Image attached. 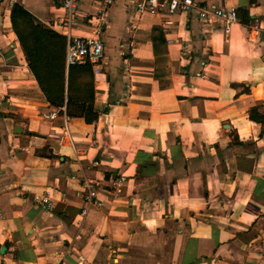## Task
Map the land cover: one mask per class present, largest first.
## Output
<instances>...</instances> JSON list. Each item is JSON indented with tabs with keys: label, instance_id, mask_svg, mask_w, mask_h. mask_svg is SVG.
I'll list each match as a JSON object with an SVG mask.
<instances>
[{
	"label": "crops",
	"instance_id": "0c3cea01",
	"mask_svg": "<svg viewBox=\"0 0 264 264\" xmlns=\"http://www.w3.org/2000/svg\"><path fill=\"white\" fill-rule=\"evenodd\" d=\"M22 4L48 26L60 0H0V252L15 264H264V0L224 30L195 9L136 14L116 0L94 71L98 118L44 119L12 30ZM98 0H80L76 35ZM165 44L153 51L151 29ZM58 32V31H57ZM60 33V32H59ZM165 48L164 51H162ZM64 110V108H63ZM123 175L118 188L111 183ZM98 203L83 213V183ZM48 193L53 207L38 197Z\"/></svg>",
	"mask_w": 264,
	"mask_h": 264
},
{
	"label": "trees",
	"instance_id": "16d2710c",
	"mask_svg": "<svg viewBox=\"0 0 264 264\" xmlns=\"http://www.w3.org/2000/svg\"><path fill=\"white\" fill-rule=\"evenodd\" d=\"M239 22L248 26L253 18L244 8L236 9ZM10 22L27 66L49 104L59 108L68 117H82L92 123L99 114L94 107V74L90 63L67 65L65 61L66 37L36 18L19 2L10 8ZM153 51L159 53L165 44L160 26L151 29ZM165 48L162 50L164 51ZM257 107L249 110V117L263 122Z\"/></svg>",
	"mask_w": 264,
	"mask_h": 264
},
{
	"label": "built area",
	"instance_id": "2783aa9c",
	"mask_svg": "<svg viewBox=\"0 0 264 264\" xmlns=\"http://www.w3.org/2000/svg\"><path fill=\"white\" fill-rule=\"evenodd\" d=\"M116 0H98V6L95 13L87 19L91 26L90 35H76L72 29L77 24V8L80 0H60L59 7L62 13L53 19L48 26L55 31L60 32L66 37L65 61L67 65L76 63H90L96 72L100 69V61L104 54L103 32L107 27V16L109 8L115 4ZM129 4L136 14L149 13L156 14H174L178 12H189L193 9L200 21L213 22L221 20L225 31H228L231 23L237 21L235 7L218 8L205 5H196L194 0H129ZM64 113V110H63ZM59 114L58 110L43 113L44 119H54ZM65 116V113H64ZM66 117V116H65ZM124 180L123 175L115 176L111 183L115 187H120ZM97 184L87 180L83 183L82 199L85 203L83 213L86 209L95 203H98ZM38 202L47 210L52 209L53 204L48 193L38 197ZM0 264H15L3 259L0 252Z\"/></svg>",
	"mask_w": 264,
	"mask_h": 264
},
{
	"label": "water",
	"instance_id": "95a60500",
	"mask_svg": "<svg viewBox=\"0 0 264 264\" xmlns=\"http://www.w3.org/2000/svg\"><path fill=\"white\" fill-rule=\"evenodd\" d=\"M263 60H264V56H263Z\"/></svg>",
	"mask_w": 264,
	"mask_h": 264
}]
</instances>
